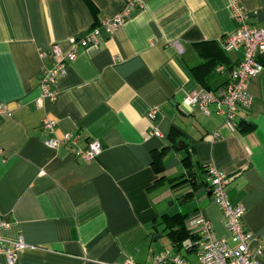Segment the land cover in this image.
<instances>
[{
    "label": "crops",
    "instance_id": "crops-1",
    "mask_svg": "<svg viewBox=\"0 0 264 264\" xmlns=\"http://www.w3.org/2000/svg\"><path fill=\"white\" fill-rule=\"evenodd\" d=\"M123 4L0 0V101L12 110L0 116V221L7 223L0 239L22 237L15 264H121L129 256L146 264L163 246L176 251L165 214H187L188 224L201 213L213 238L232 246L220 207L200 183L213 164L225 173L230 202L244 205L249 251L264 264V68L248 85L252 100L237 126L181 102L193 89L225 85L228 73L216 66L227 70L242 55L221 46L237 26L232 6L264 28V0H143L115 32L101 29L97 44L78 49L56 97L38 106L40 74L50 63L40 52L52 43L67 50L70 36ZM44 117L56 120L50 136L70 131L75 142L46 146ZM150 125L162 135L148 136ZM91 139L102 150L84 161L75 151ZM175 177L186 180L172 184ZM184 258L198 264L195 252Z\"/></svg>",
    "mask_w": 264,
    "mask_h": 264
},
{
    "label": "built area",
    "instance_id": "built-area-1",
    "mask_svg": "<svg viewBox=\"0 0 264 264\" xmlns=\"http://www.w3.org/2000/svg\"><path fill=\"white\" fill-rule=\"evenodd\" d=\"M121 10L113 16L106 18L100 24L86 29L68 38L69 48L63 50L59 43H52L49 50L41 51L42 57L50 58L49 66H45L40 74L41 92L36 103L42 106L43 100L56 97L55 88L57 79L66 72L67 61L74 59L78 49L89 45L97 44L101 29L109 33L115 32L130 14L133 6L141 7L143 0H123ZM232 17L237 26L230 34L223 36L221 46L225 51H235L242 49V55L235 65L226 70L223 64L216 66L218 72L227 71L228 80L224 86L208 90L203 87L186 92L181 102L189 107L196 106L204 114H216L222 116L223 120L237 126V113L250 106L252 96L248 90L250 81L258 76L264 66L261 56L264 55V28L250 25L247 15L236 4L232 6ZM158 106L153 105L147 111V118L151 122L155 119ZM12 110L0 101V116H11ZM41 127L47 132L43 143L56 148L66 141L75 142L73 132H63L62 138L50 136L56 128V120L44 117ZM148 136H161V132L156 125H150ZM218 134L213 133V139ZM102 148L97 139H91L85 148H78L75 155L84 161L96 158ZM208 189L212 199L220 207L225 218V223L230 231L231 238L236 241L234 245H229L225 239L213 238L211 223L201 213H196L188 220V225L193 228L199 238L196 250L198 264H259L257 254L249 251V240L251 234L243 225L242 217L245 207L241 203L233 204L228 198L225 187V173L213 164L207 166ZM7 223L0 221V227ZM24 242L21 236L12 240L0 239V257L4 255L6 264H15L17 251L23 248ZM121 264H138L132 257H127ZM146 264H189L178 252L170 246H163L154 252L151 260Z\"/></svg>",
    "mask_w": 264,
    "mask_h": 264
},
{
    "label": "trees",
    "instance_id": "trees-1",
    "mask_svg": "<svg viewBox=\"0 0 264 264\" xmlns=\"http://www.w3.org/2000/svg\"><path fill=\"white\" fill-rule=\"evenodd\" d=\"M230 68V67H229ZM227 68V69H229ZM244 124L243 122H239L240 125ZM249 129V127L247 128ZM241 131H244V128H240ZM189 155H185L182 161H188ZM204 173L208 174L207 167L203 169ZM183 180H177V178H171L170 182L172 184H179ZM205 186H208V182L206 178L200 181ZM190 216V215H189ZM187 214L175 213L172 215L165 214L164 222L166 223V235L169 237L173 247L176 252H178L182 257H185L187 253L196 252L197 244H198V234L197 232L191 228L188 224H186V220L188 219Z\"/></svg>",
    "mask_w": 264,
    "mask_h": 264
},
{
    "label": "rangeland",
    "instance_id": "rangeland-1",
    "mask_svg": "<svg viewBox=\"0 0 264 264\" xmlns=\"http://www.w3.org/2000/svg\"><path fill=\"white\" fill-rule=\"evenodd\" d=\"M164 241H165V243H166L167 245H169V244H168L169 242L167 241V239H165ZM186 255H187V254H186Z\"/></svg>",
    "mask_w": 264,
    "mask_h": 264
}]
</instances>
